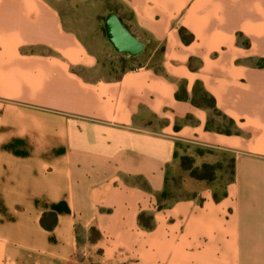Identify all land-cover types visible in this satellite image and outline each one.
Masks as SVG:
<instances>
[{
	"label": "crops",
	"instance_id": "obj_1",
	"mask_svg": "<svg viewBox=\"0 0 264 264\" xmlns=\"http://www.w3.org/2000/svg\"><path fill=\"white\" fill-rule=\"evenodd\" d=\"M93 1L134 64L105 72L62 0H0V264H264V0ZM181 143L232 162L219 197ZM170 168L188 196L158 209Z\"/></svg>",
	"mask_w": 264,
	"mask_h": 264
},
{
	"label": "rangeland",
	"instance_id": "obj_2",
	"mask_svg": "<svg viewBox=\"0 0 264 264\" xmlns=\"http://www.w3.org/2000/svg\"><path fill=\"white\" fill-rule=\"evenodd\" d=\"M62 7L60 8L62 15L64 16L65 24L68 27L76 28L80 33L85 34L94 40L98 45L101 42L104 44H109L106 38L103 22L105 15L107 14L108 6L102 1L94 5L93 0L84 1H72V0H62L60 2ZM102 62L105 66V72H113L114 70L123 69L125 66L128 67L135 62H129L123 59L122 56L118 55L117 52L111 46L108 52H106L102 58ZM160 124L161 121H156ZM212 127L228 128L232 127L229 125L227 120L216 113H212ZM185 145L182 143L179 145L180 154H182ZM187 156L185 154L180 155ZM190 158V157H189ZM192 161V160H191ZM189 160L181 161V167L184 169L190 163ZM216 167L211 175L210 171H207L206 175L209 176L208 182L213 185L218 194L223 192V186L226 181L231 177L230 174V162L227 156H222L221 161L215 163ZM191 173V172H190ZM205 173L203 172L202 175ZM165 193L161 196L160 205L167 206L175 200L188 196V194L182 189V172L179 170L171 169L169 170L166 178Z\"/></svg>",
	"mask_w": 264,
	"mask_h": 264
},
{
	"label": "water",
	"instance_id": "obj_3",
	"mask_svg": "<svg viewBox=\"0 0 264 264\" xmlns=\"http://www.w3.org/2000/svg\"><path fill=\"white\" fill-rule=\"evenodd\" d=\"M103 27L107 40L116 52L132 57L144 51L146 41L132 34L115 12L105 16Z\"/></svg>",
	"mask_w": 264,
	"mask_h": 264
},
{
	"label": "trees",
	"instance_id": "obj_4",
	"mask_svg": "<svg viewBox=\"0 0 264 264\" xmlns=\"http://www.w3.org/2000/svg\"><path fill=\"white\" fill-rule=\"evenodd\" d=\"M209 105H210V107L213 108L214 113H216L217 115L222 116V114L214 107L212 98H210V104ZM222 117L225 118L224 116H222ZM226 120H227V122L229 123L230 126L234 127V122L232 120H230V119H226ZM208 127H209V125H208ZM223 131L225 133H230L231 132L230 127L224 129ZM180 160L182 162L185 161V160L191 161V158H189L187 156H182ZM191 164L192 163H190L186 167V168H190L191 175L196 177V178H199V179H206L207 181L209 180V176L206 175L207 171H210L211 175H213L212 173H213V171H214V169L216 167L215 164H202L200 167H192ZM230 168H231L230 174H231V177H232V173H233L232 162H230ZM168 172H169V169H168ZM203 172L205 173L204 175H202ZM166 178H167V175H166ZM165 187H166V183L164 185V189L158 195V203H157L158 204V209H161V208L165 207L163 205H160V200H159L161 198V196H163L164 193H165V189H166ZM220 194H218L215 191L214 192V197L217 198V197H219ZM138 222H139L140 225H142L145 228H151L153 226L152 217L150 215L139 214L138 215Z\"/></svg>",
	"mask_w": 264,
	"mask_h": 264
}]
</instances>
